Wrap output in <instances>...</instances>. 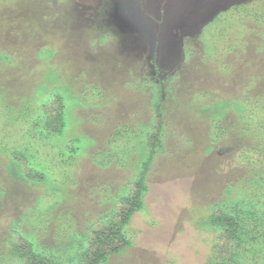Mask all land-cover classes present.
I'll return each mask as SVG.
<instances>
[{
  "label": "rangeland",
  "instance_id": "374dc122",
  "mask_svg": "<svg viewBox=\"0 0 264 264\" xmlns=\"http://www.w3.org/2000/svg\"><path fill=\"white\" fill-rule=\"evenodd\" d=\"M153 57L175 97L125 228L132 244L104 264H206L214 204L251 197L264 212V97L248 96L264 91V0H0V264H20L12 226L64 257L125 193L146 155ZM58 91L66 124L54 135L39 102ZM222 98L243 110L217 129L214 108L196 111ZM10 148L43 180L21 178Z\"/></svg>",
  "mask_w": 264,
  "mask_h": 264
},
{
  "label": "trees",
  "instance_id": "16d2710c",
  "mask_svg": "<svg viewBox=\"0 0 264 264\" xmlns=\"http://www.w3.org/2000/svg\"><path fill=\"white\" fill-rule=\"evenodd\" d=\"M206 43L210 45L209 41ZM149 62L155 69L153 80L147 81L151 86L149 89L152 100L151 114L143 136L146 155L140 162L136 178L128 182L125 193L117 198L109 213L91 223L82 233L80 243L75 244L72 251L64 257L35 250L33 242L12 226L10 228L12 237L8 250L20 264H104L109 256L118 254L131 246L132 243L126 236L125 228L131 216L143 210L142 198L147 189L144 184V174L163 138L162 104L165 99L175 97L170 91L169 80L158 77L159 69L154 57ZM165 81L168 84H165ZM260 89L261 91L257 90L260 92L250 93L248 95L250 99L264 97V91ZM2 94L0 92V96ZM60 94V92H53L41 101L39 100L40 114L43 118L41 120H43L45 129L54 135H60L66 124L65 96ZM198 97L200 98V95ZM2 98L6 99V97ZM191 101L196 102L195 99ZM5 107L11 108L8 104ZM231 107L235 109V116L238 115L236 112L243 110L235 99L222 98L210 103L199 104L196 112H206L214 108L208 115V122L210 126L219 129V124L221 121L224 122V117L228 114L227 109ZM192 110L194 111L195 108ZM231 121L224 126L223 130H228L233 134V131L236 132V127ZM75 142L76 138H73L67 144L73 148ZM66 147L70 148L67 145ZM6 154L17 166V172L21 178L31 184L43 180L44 175L41 176L40 171L28 164L29 159L24 151L10 148ZM259 181L250 180L249 184ZM201 225L214 234L212 251L215 259L207 260L206 264H264V212L257 208V203L253 198L236 196L233 199L228 198L225 203L214 204L210 208V214L203 217Z\"/></svg>",
  "mask_w": 264,
  "mask_h": 264
}]
</instances>
